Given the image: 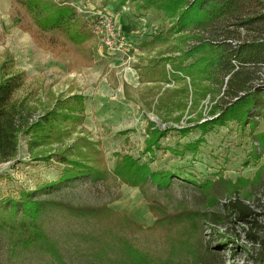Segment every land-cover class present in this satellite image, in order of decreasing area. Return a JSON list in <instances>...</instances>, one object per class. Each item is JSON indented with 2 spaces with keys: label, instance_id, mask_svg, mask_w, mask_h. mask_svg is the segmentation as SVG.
Here are the masks:
<instances>
[{
  "label": "rangeland",
  "instance_id": "obj_1",
  "mask_svg": "<svg viewBox=\"0 0 264 264\" xmlns=\"http://www.w3.org/2000/svg\"><path fill=\"white\" fill-rule=\"evenodd\" d=\"M103 1L73 0L69 3L91 32L88 18L91 13L106 14L114 21L117 39L123 43L122 47L107 50L93 34L85 47L93 54L90 62L69 42L63 44L66 52L63 57H57L48 40L57 39L60 43L62 36L56 32L41 35L25 8L14 4L13 0H0V65L10 62L13 71L24 73V85L13 100L18 102L27 95L29 106H36L32 114L25 113L24 107L21 119L37 120L38 101L48 102L49 92L54 96L82 93L86 96L83 128L91 139L101 143L103 164L109 171L105 181L84 179L39 195V200H52L72 208L105 205L114 213L98 228L92 220L74 217L66 210L47 208L40 223L49 236V244L58 249L67 264H94L100 242L110 236L104 230H116L134 246L149 252L155 264H264V151L263 138L257 137L264 134V114H255L254 128L248 125L242 129L227 122L205 135L197 129L185 136L177 130L170 131L159 142L161 149L154 154H143L149 121L161 130L168 127L185 130L195 123L215 118L208 114L211 99L203 96L197 100V105H191L192 92L187 77L181 83L160 86L139 79L140 66L155 62L161 66L164 56L177 55L174 47L184 49L185 43L178 41L183 35H170L167 41L145 47L144 42L170 23L153 10L137 9L134 3L126 2L118 7L110 2L103 8ZM192 44L194 42L189 43ZM190 61H184L183 66ZM165 65L169 71L170 62L165 61ZM257 83L261 85L262 81ZM199 85L200 91L207 86L206 83ZM180 86L187 88L189 97L186 100L185 93H181V103L186 105L181 106L178 122L176 118L180 113L166 109L152 111L146 106L145 101H153L158 91ZM22 120L17 121L18 125ZM74 138L72 136L61 145H41L31 150L29 138L18 135L16 158L0 164V200L15 199L21 191H33L36 186L55 181L62 167L54 160L44 162L38 157L58 146H69ZM197 140L204 141L198 150L181 156L183 146ZM116 153L148 163L152 171L170 172V186L157 190L148 184L143 194L121 183L110 173L115 167ZM234 199L251 211L247 221H240L232 209L225 207ZM153 202L170 216L180 211L191 213L181 214L182 223L180 218H172L152 231L123 228V216L144 229L151 227L155 217L148 203ZM211 213L222 217L218 223L207 220V214ZM197 214H203L204 220L198 221L193 236L187 238L186 225L191 227L192 224L186 223L185 218L198 217ZM4 238H0L2 264L52 263L44 246L25 249L10 257L7 243L11 242ZM178 238H181V245L176 243ZM117 255L113 248L109 256L116 258Z\"/></svg>",
  "mask_w": 264,
  "mask_h": 264
},
{
  "label": "trees",
  "instance_id": "obj_2",
  "mask_svg": "<svg viewBox=\"0 0 264 264\" xmlns=\"http://www.w3.org/2000/svg\"><path fill=\"white\" fill-rule=\"evenodd\" d=\"M72 1L13 0L14 4L25 8L41 35L56 32L62 36L63 41L60 43L57 39L48 40V45L52 46L57 57H63V44L69 42L78 48L83 59L91 62L93 54L85 47L91 41L93 33L86 29L82 18L69 4ZM110 2L116 3L118 7L124 6L126 2L134 3L137 9L153 10L170 23L169 27L144 42L145 47L155 45L158 41H167V36L170 35H183L178 41L185 43L184 49L174 47L177 55L164 56L160 60V63H164L161 66L158 62L140 66L141 75L138 74V77L158 86L163 83H181L187 77L192 92L191 105H197L199 98L208 95L211 99L208 114L215 117L200 124L195 123V126L182 131L173 127L161 130L154 122L149 121L145 129L147 136L143 154H154L155 150L161 149L159 142L170 131L177 130L185 136L190 130L197 129L205 135L227 122L242 129L248 125L255 127V114H264V0H104L103 8ZM190 42L194 44L189 45ZM187 60H191L190 63L183 66ZM165 61L170 62L169 71ZM7 63L0 65V164L16 158L18 135L29 138L31 150L41 145H61L66 140H71L72 136L75 138L69 146H58V151L56 147L38 157L44 162L54 160L62 167L55 181L36 186L33 191H21L15 199L0 200V238L5 237L7 242H11L7 243L10 257L25 252V249L45 247L52 258L51 264H67L58 249L52 243L49 244V236L40 223L42 213L47 208L66 210L74 217L92 220L98 228L99 224L114 213L105 205L72 208L52 200H39L38 197L84 179L91 182L105 181L109 171L103 164L101 143L91 139L83 128L86 96L82 93H60L54 96V93L49 92L48 102L38 101L40 113L37 120L29 122L25 117L23 121L21 114L24 107L25 113L32 114L36 106H29L27 95L18 102L13 100L24 85V73L13 71L12 64ZM257 81H262L261 85ZM201 83H206L207 86L200 91ZM181 93H185L184 98L187 100L188 90L186 87L181 89L180 86L158 91L153 101L149 102L152 108L147 101L145 103L152 111L166 109L180 113L176 118L178 122L181 118V106L186 105L181 103ZM20 120L23 123L18 125L17 121ZM125 134L127 133L123 132ZM257 137L263 138V145L260 143L264 151V134H258ZM201 142L204 143L197 140L184 145L181 156L196 152ZM115 156V167L110 173L128 187L139 189L144 194V188L148 184L157 190L170 186V172L152 171L148 163H140L128 154L116 153ZM225 207L232 209L240 221H247L251 216L249 208L237 199ZM148 208L155 217L151 227L144 229L123 216V228L152 231L172 218H180L182 223L181 214L191 213L180 211L170 216L154 202L148 203ZM197 215L199 216L185 218L186 223L190 221L192 224L191 227L186 225L184 233L187 238L193 236L198 221L204 220L203 214ZM207 215V220L212 223H218L222 218L213 213ZM104 231L110 236L100 242L94 254V264H155L149 252L134 246L123 234H118L116 230ZM176 241L181 245V238ZM113 248L118 252L116 258L109 256Z\"/></svg>",
  "mask_w": 264,
  "mask_h": 264
},
{
  "label": "built area",
  "instance_id": "obj_3",
  "mask_svg": "<svg viewBox=\"0 0 264 264\" xmlns=\"http://www.w3.org/2000/svg\"><path fill=\"white\" fill-rule=\"evenodd\" d=\"M91 13L89 18L90 28L100 43L107 49L113 50L115 47H122L123 43L117 39V33L114 26V21L106 14Z\"/></svg>",
  "mask_w": 264,
  "mask_h": 264
}]
</instances>
